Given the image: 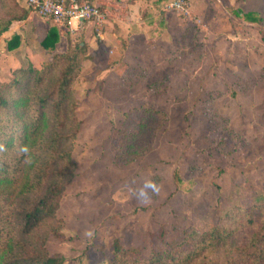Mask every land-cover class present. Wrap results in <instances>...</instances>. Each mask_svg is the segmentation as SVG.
Wrapping results in <instances>:
<instances>
[{"label": "rangeland", "instance_id": "obj_1", "mask_svg": "<svg viewBox=\"0 0 264 264\" xmlns=\"http://www.w3.org/2000/svg\"><path fill=\"white\" fill-rule=\"evenodd\" d=\"M168 2L147 0L124 40L114 24L116 45L104 47L86 26L70 32L87 44L71 83L80 128L74 176L55 213L64 240H46L63 264H111L115 238L148 255L178 241L186 227L207 229L227 216L236 244L264 216V0H186L187 13ZM11 3L9 12L23 8L30 17L10 25L25 23L17 47L0 42V81L66 48L59 28L55 50L44 49L52 22ZM106 9L108 19H124L120 7ZM249 11L258 19H247ZM104 24L100 30L112 25ZM140 106L159 114L125 115ZM146 180L162 187L147 206L136 198Z\"/></svg>", "mask_w": 264, "mask_h": 264}, {"label": "trees", "instance_id": "obj_2", "mask_svg": "<svg viewBox=\"0 0 264 264\" xmlns=\"http://www.w3.org/2000/svg\"><path fill=\"white\" fill-rule=\"evenodd\" d=\"M90 1L106 8L104 3ZM20 11L18 19H23L27 12L23 8ZM243 14L247 19H258L251 11ZM13 17L8 10L1 11L0 29H7ZM60 36V29L51 23L40 45L54 51ZM64 37L65 50L52 52L40 68L29 64L15 67L9 81H0V264H63L65 260L59 253H48L46 240L50 234L64 240L55 213L74 176L72 150L80 121L71 83L86 56L87 45L82 40L73 41L69 31ZM18 44L19 36L14 33L7 48ZM140 111L159 114L140 106L130 108L125 115ZM131 138L127 134L124 141L128 143ZM24 147L27 152L21 151ZM227 218L203 230L186 227L178 241L148 255L124 247L115 238L110 263L264 264V216L236 244L231 241L233 231ZM47 220L54 223L43 229Z\"/></svg>", "mask_w": 264, "mask_h": 264}, {"label": "built area", "instance_id": "obj_3", "mask_svg": "<svg viewBox=\"0 0 264 264\" xmlns=\"http://www.w3.org/2000/svg\"><path fill=\"white\" fill-rule=\"evenodd\" d=\"M26 8L59 28L76 33L90 23L99 35L106 19L105 9L90 0H19ZM168 6L187 13L186 0H169Z\"/></svg>", "mask_w": 264, "mask_h": 264}, {"label": "crops", "instance_id": "obj_4", "mask_svg": "<svg viewBox=\"0 0 264 264\" xmlns=\"http://www.w3.org/2000/svg\"><path fill=\"white\" fill-rule=\"evenodd\" d=\"M11 1L12 0H0V13H1V11H4V13H5L8 10L9 4L12 5ZM15 1L18 2L20 6H22V7L24 6L19 0H15ZM94 1H96L97 3H104L106 8H110V9H112V11H115L117 8L120 7V9H123V11L125 13V15H123L125 20L120 18V17H119V19L113 18V17H111V18L109 17V19H108L107 17H108L109 13H108V10L105 8L106 19H108L109 21L106 22V19H105L104 23H111L112 25L110 26L111 28L109 27V25H107L106 29L100 30L99 35H97L98 38L103 39L102 42L98 38L96 39L97 41H100V44H104L105 45L104 47H107L106 45H109V44L116 45V41L121 40V39H119V37H115L111 34V32L113 31V28H114V30H117V31H118V29H117L118 27L121 29V31L124 34V35H122L123 37H121L123 40L128 38L129 37V31H130V27H129L130 23L138 20L139 11H141L147 7V0H130V2H126L128 0H94ZM20 10H22V9L20 8ZM19 12L21 13V11H19ZM10 13L14 15L13 19L11 20V23L13 21H18V20H23V19H25L24 22H28V19L30 17V14H29L30 12H28L27 13L28 15H26V17H24L23 19H18L19 13L16 10L10 11ZM110 14H112V13H110ZM121 21H124L127 24L122 23L123 25H121L120 24ZM24 22L16 25L15 28H13V29H10L11 23L7 29H5V30L0 29V42H3L5 44V46L7 47V42L10 39L9 34H11V33L19 34L20 30H21V26H24V24H25ZM114 24H116L118 27L117 28H116V26L114 27ZM2 25L0 24V26H2ZM128 27H129V29H128ZM91 29L93 30L92 25L90 23H88L86 25V28H85L86 32L89 31V32H87V36L91 35V31H90ZM125 29H127V31H125ZM46 31H47V29H46ZM109 33L113 37L109 38L108 37L110 35ZM60 38H61V36H60ZM104 39H106V40H104ZM107 39L109 40V42H107L108 41ZM94 44H95V39L94 38L92 39L89 37L88 38V46L92 47Z\"/></svg>", "mask_w": 264, "mask_h": 264}, {"label": "clouds", "instance_id": "obj_5", "mask_svg": "<svg viewBox=\"0 0 264 264\" xmlns=\"http://www.w3.org/2000/svg\"><path fill=\"white\" fill-rule=\"evenodd\" d=\"M22 152H27V147L21 149ZM162 187L158 185L155 181L146 180L143 186L136 193V198L141 204L150 205L153 202V197L159 196L161 194ZM87 236H92L91 231L86 233Z\"/></svg>", "mask_w": 264, "mask_h": 264}]
</instances>
